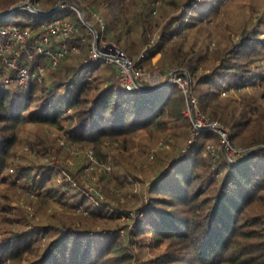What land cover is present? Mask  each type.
<instances>
[{
  "label": "trees",
  "instance_id": "16d2710c",
  "mask_svg": "<svg viewBox=\"0 0 264 264\" xmlns=\"http://www.w3.org/2000/svg\"><path fill=\"white\" fill-rule=\"evenodd\" d=\"M60 1L0 0V27L39 30L63 9L56 8ZM73 1L99 38L115 42L135 68L148 71L145 66L151 68L160 53L159 66L170 65L182 76L187 72L201 111L221 122L240 152L228 159L222 147H213L220 135L205 131L166 159L153 153L159 172L134 215L112 209L91 192L82 178L83 163L43 162L45 156H69L67 144L90 150L101 164L111 165V174L101 171L99 182L125 188L140 156L150 153L148 142L131 153L138 139L163 137L169 143L192 132L177 84L129 90L114 64L89 62L92 38L72 11L74 18L66 15L87 38L77 51L27 86L0 83V185L16 186L19 180L25 191L18 193L41 213L38 222L27 214L15 216L10 203L21 196L0 192V264H264V7L255 5V16L232 30H217L233 0H161L157 8L156 0ZM92 12L103 17L104 30L92 22ZM193 31L206 33L215 48L187 38ZM28 126L56 135L39 134L35 156L23 153L16 161ZM11 166L14 180L7 176ZM35 173L41 177L31 184Z\"/></svg>",
  "mask_w": 264,
  "mask_h": 264
},
{
  "label": "built area",
  "instance_id": "2783aa9c",
  "mask_svg": "<svg viewBox=\"0 0 264 264\" xmlns=\"http://www.w3.org/2000/svg\"><path fill=\"white\" fill-rule=\"evenodd\" d=\"M26 4L30 9L33 8L31 3ZM56 8H70L75 12L76 18L86 29V35L92 38L89 62L93 64L99 59H105L114 64L119 68L123 83L129 90H137V82L141 85L149 83L145 78L146 72L135 68L134 62L119 48L109 46L108 50L107 47L102 51L98 50L96 40L99 38V33L87 20L86 12L79 3L73 0H61ZM33 11L37 12V10ZM91 18L92 22L99 25L102 30L105 29V21L98 12H92ZM77 24L74 19L65 15L61 18H53L39 30L17 24L0 27V83L8 86H27L32 80L41 78L48 66L57 67L71 51H77L78 43L82 44L87 39ZM75 36L80 39L74 40ZM37 56L42 57V61L37 62ZM185 74L186 76H182L179 70L172 69L169 83L177 84L185 97L184 114L192 124L191 141L202 132L214 131L220 135L223 147L239 154L240 151L230 145L229 133L222 124L207 117L201 111L198 98L193 93L191 80L187 72ZM208 149L210 150L211 146H208ZM93 155L92 152L89 153L91 161H95Z\"/></svg>",
  "mask_w": 264,
  "mask_h": 264
},
{
  "label": "rangeland",
  "instance_id": "374dc122",
  "mask_svg": "<svg viewBox=\"0 0 264 264\" xmlns=\"http://www.w3.org/2000/svg\"><path fill=\"white\" fill-rule=\"evenodd\" d=\"M161 4V0H156L155 6L156 8ZM261 6L264 7V0H233L229 3L228 6V12L229 16L227 19L224 21V24L220 22V27L217 30H232L235 26H239L240 23L253 18L255 16L252 12V8L255 6ZM66 14L71 15L74 18V14L72 13V10L70 8H65L61 9L58 12L54 14L53 18H61L64 17ZM9 19H13L12 17H9ZM26 21V18H24ZM212 19H210L209 23H212ZM218 26V25H217ZM216 26V27H217ZM155 36L153 39L155 40L158 38V33L154 34ZM187 38H190L191 41H195V39H198L199 42H204L209 46V50H213L216 46V41L211 39V37H207L206 33H197L193 31L191 35H188ZM110 40L108 39H100L96 40V45L98 50H104L107 47V50L109 46L112 47H117V44L115 42H109ZM153 41V40H152ZM99 45H102L104 47L100 48ZM121 50V48H119ZM76 52V51H71ZM141 55L143 52H140ZM162 57L160 53L156 54L154 57L151 59V65H153L151 68H148V66H145V69L148 70L146 71L145 78L148 80L149 83L148 85L155 86L159 88L163 86L167 81H169V74L171 70L173 69L172 66L170 65H162L159 66L157 64L158 60ZM48 72V68H46L45 74L46 75ZM145 72V71H144ZM188 75V73H187ZM145 80V81H147ZM166 86V85H165ZM231 93H234L233 90H231ZM219 121V120H218ZM221 123V122H220ZM43 133L42 135L47 134L48 135H56V132H53L50 128H37L36 126H28L25 127V129L21 132V143L20 147L16 151V161H19L20 156L23 153L30 154L31 157H34L35 154H31V151L33 146H36L35 144L37 143V140L39 138V134ZM145 136H142V140H137L138 146L134 147L131 150V153H140L142 150V144L141 143H149V149L150 153L147 155V157L140 156V161L138 163L137 170L132 174H129L128 180H130L129 183H127L125 188H118L115 187L113 184H110L108 187H104L103 183L99 182V174L101 171L106 170L108 174H111V165L107 164H101L96 158L94 157L95 161H91L89 158V153L91 152L90 150H79L78 147L76 146H69V144L65 145L68 147L66 148L67 152L69 153V156L66 157H60V156H55V155H50V156H45L43 158V162H55L59 163H69L70 166L76 167L78 163H83L85 166V169L83 171L82 178L86 180L87 185H89V189L91 192H94L95 194H99V196L102 198L104 201H109L111 204L114 206H111L112 209L116 208H122L123 210H131V214L134 215V213L137 211L139 207L143 205L144 200L146 201L148 199L147 195V190L149 186V180L155 176L157 172H159V162H157L156 157L154 159L153 153H159L161 158H168L166 155L167 153L169 154H176L178 148H187L189 147L192 139V132L190 133L189 138H187L182 132L172 138L170 142H164L163 137H157L153 139L152 141L148 140V138L143 139ZM187 138V139H186ZM62 140V139H61ZM61 144H64V141H61ZM170 144V146L168 145ZM176 144V146L174 145ZM223 142L220 140L219 142L215 143L213 147L217 150V148L223 146ZM231 145V143H230ZM159 147L163 148V151L160 150ZM225 153L229 155H237V153L228 150L227 147H225ZM141 155V154H140ZM139 156V155H137ZM49 157V158H48ZM14 166H11L9 168V171L7 173V176L10 180H14ZM41 177L40 173H35L34 175V180L32 181L31 184H34L37 180H39ZM60 180V177L58 178ZM24 188L20 185L19 180L16 181V186L11 183H6V184H1L0 185V192L3 193H8V192H24ZM65 192L66 189H65ZM17 194L19 199H14L11 203L10 206L12 210L15 212V216H19V214H27L31 218L33 222H38L39 219L41 218V213L36 212L35 209L30 206L29 204L26 203L25 197H23L21 194ZM111 197H116L119 198L118 200L114 202L113 200L110 201ZM19 208L21 210H19ZM58 208V207H54ZM23 210V211H22ZM51 213H53V207L49 209ZM121 220L125 222H130L128 219L127 215H121ZM132 228V226H130Z\"/></svg>",
  "mask_w": 264,
  "mask_h": 264
},
{
  "label": "water",
  "instance_id": "95a60500",
  "mask_svg": "<svg viewBox=\"0 0 264 264\" xmlns=\"http://www.w3.org/2000/svg\"><path fill=\"white\" fill-rule=\"evenodd\" d=\"M24 5V4H23ZM23 5L21 4V5H19L18 7H15L14 8V10L15 9H19V8H23ZM32 9L33 10H37V12H41V10L40 9H38L37 7H35V6H33L32 5ZM10 12V10H8L7 12H5L6 14L7 13H9ZM169 80V79H168ZM169 83V81H167L165 84H164V86L165 85H167ZM137 87H138V89L137 90H139V91H154V90H158L159 89V86L158 87H155V86H151V85H141V84H139L138 82H137ZM161 87H163V86H161ZM160 87V88H161ZM225 152V151H224ZM249 154H250V152H246L245 153V155H244V158H243V160L245 161V159L249 156ZM225 155H226V157L228 158V159H230V160H232L231 158H230V156H228L226 153H225Z\"/></svg>",
  "mask_w": 264,
  "mask_h": 264
},
{
  "label": "bare ground",
  "instance_id": "6f19581e",
  "mask_svg": "<svg viewBox=\"0 0 264 264\" xmlns=\"http://www.w3.org/2000/svg\"><path fill=\"white\" fill-rule=\"evenodd\" d=\"M52 11H53V10H52ZM40 13H41V12H40ZM225 150H226V148L224 147V148H223V151H225Z\"/></svg>",
  "mask_w": 264,
  "mask_h": 264
}]
</instances>
